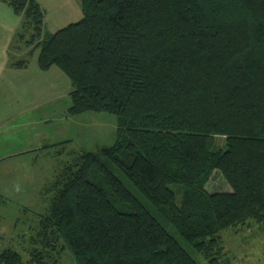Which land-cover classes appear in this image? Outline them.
<instances>
[{
  "label": "trees",
  "instance_id": "1",
  "mask_svg": "<svg viewBox=\"0 0 264 264\" xmlns=\"http://www.w3.org/2000/svg\"><path fill=\"white\" fill-rule=\"evenodd\" d=\"M2 1L39 67L69 78V113L118 123L46 186L32 261L201 264L184 241L219 264L223 231L264 226V0H79L82 18L53 33L38 1ZM0 264L24 262L4 248Z\"/></svg>",
  "mask_w": 264,
  "mask_h": 264
},
{
  "label": "rangeland",
  "instance_id": "2",
  "mask_svg": "<svg viewBox=\"0 0 264 264\" xmlns=\"http://www.w3.org/2000/svg\"><path fill=\"white\" fill-rule=\"evenodd\" d=\"M67 2L73 3L74 0H67ZM76 6H78V0H76ZM42 7L48 17L45 24L47 32L57 31L70 23L63 21L58 28H52L50 23L55 16V6L48 1L44 2ZM64 80L65 85L61 87L59 82L58 91L60 90L61 93H66L71 87L67 76ZM67 96L68 94L64 99L61 98L60 108L56 109L55 113L44 116L34 115L33 124L28 126L26 131L22 130L25 127L8 125L0 132V249L11 248L19 251L24 264H38L31 260L34 254L32 250L36 247L31 237H36L37 214L47 212L54 195L53 191L48 192L45 188L46 186L50 188L56 175L72 158L71 152H77V149L73 148L74 146H70V149H61L56 145L48 146L41 153L38 150L36 153L32 151L25 154L13 152L23 143L22 138L25 139L28 136L33 146L38 147V143L47 139L46 136L58 140L62 134H66L71 139H75L74 143L82 142V147H85L82 149H88L99 155L103 149L112 146L118 136L117 118L113 114L88 112V114H94L95 118L87 119L82 113V118L71 119L66 112H63L66 110V100L70 104ZM217 142L219 146H224L226 138L220 136ZM7 153H10V156L4 158L1 156ZM101 160L102 157L99 158V161ZM116 173L119 175V172ZM215 187L219 189L225 187L221 176L216 175L211 181L210 189L213 190ZM221 239L223 251L219 256V264H264V226L262 224L248 221L223 231ZM181 242L196 260L201 264H208L200 254L190 249L184 241ZM51 264L76 263L71 254L64 250L59 259Z\"/></svg>",
  "mask_w": 264,
  "mask_h": 264
},
{
  "label": "crops",
  "instance_id": "3",
  "mask_svg": "<svg viewBox=\"0 0 264 264\" xmlns=\"http://www.w3.org/2000/svg\"><path fill=\"white\" fill-rule=\"evenodd\" d=\"M36 1L41 6L48 1L55 6V16L50 23L52 28H58L63 21L77 22L83 16L79 0L78 6H76V0L73 3H68L67 0ZM47 18L45 16V24L48 21ZM22 22L23 17L17 15L9 4L0 0V132L8 125L25 127L22 130L26 131L28 126H32L34 115L44 116L55 113L56 109L60 108L61 98L64 99L67 94L70 104L66 100V110L63 112H66L71 119L82 118L81 114L73 116L69 113L71 106L69 93L72 87L66 91L67 94L58 91L61 85H65V73L57 66L46 70L41 69L38 65L39 48L22 40L19 41L18 31ZM59 82H61L60 87ZM83 114L87 119L95 118L94 114H88V112ZM39 137L42 138L40 135ZM46 138L42 143H38V147H35L28 136L25 139L23 137V143L13 152L25 154L32 151L36 153L38 150L41 153L48 146L56 145L61 149H70V146H74L77 152L85 148L82 147V142L74 143L75 139H71L66 134H62L58 140L51 136ZM1 156L4 158L10 156V153L1 154Z\"/></svg>",
  "mask_w": 264,
  "mask_h": 264
}]
</instances>
